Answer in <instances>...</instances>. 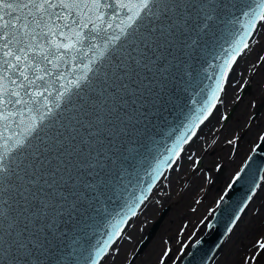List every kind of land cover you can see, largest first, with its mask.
Returning a JSON list of instances; mask_svg holds the SVG:
<instances>
[{
    "label": "snow or ice",
    "instance_id": "snow-or-ice-1",
    "mask_svg": "<svg viewBox=\"0 0 264 264\" xmlns=\"http://www.w3.org/2000/svg\"><path fill=\"white\" fill-rule=\"evenodd\" d=\"M81 4L99 23L71 19ZM113 4L123 13L115 25L102 11ZM237 11L247 24L234 45L257 21L264 27V0H0V122L27 113L23 135L0 132V264H100L108 241L101 248L92 236L105 205L153 151L165 113L199 86L198 65ZM215 96L203 105L215 107ZM203 105L186 132L208 119ZM195 135H177L168 151L178 156ZM161 163L172 166L158 160L154 172ZM146 199L125 203L109 240Z\"/></svg>",
    "mask_w": 264,
    "mask_h": 264
},
{
    "label": "rangeland",
    "instance_id": "rangeland-1",
    "mask_svg": "<svg viewBox=\"0 0 264 264\" xmlns=\"http://www.w3.org/2000/svg\"><path fill=\"white\" fill-rule=\"evenodd\" d=\"M257 31L232 70L220 111L165 173L100 264H128L166 206L155 237L130 264H179L189 245L205 232L229 182L264 135V27ZM247 84L249 91L241 95ZM256 107L259 113L253 118ZM217 165L222 169L214 177ZM260 185L211 264H264V180Z\"/></svg>",
    "mask_w": 264,
    "mask_h": 264
},
{
    "label": "water",
    "instance_id": "water-1",
    "mask_svg": "<svg viewBox=\"0 0 264 264\" xmlns=\"http://www.w3.org/2000/svg\"><path fill=\"white\" fill-rule=\"evenodd\" d=\"M108 2H112V0H108ZM252 2L253 0H249V3ZM90 7L91 5H89V7H85L83 4H81L79 7L72 8L71 19H83L86 23H88L89 20L99 23L97 19V10L92 8V10L89 11ZM52 11L59 14L61 17H64L68 10L57 7ZM102 11L106 13L104 20L108 23H112L113 25L119 23V18L123 15V13L115 6V4H113L112 8L103 9ZM78 13L81 15H78ZM113 14H115V19H113ZM229 19L234 23L229 25L228 30H223V25L219 27V29L216 31V42L210 48L209 53L205 55L201 63L198 65L199 86L195 89H190L187 93L183 94L182 99L178 102L179 106L170 109V114L165 113L166 119L158 124V128L155 133V145L153 146V151L148 156V158L142 162L137 172H134L130 177H128V179L125 181V186L117 189L116 196L113 198V200L105 205V210L102 213L103 219L99 222L95 233L92 236V244L98 245L101 248H104L105 241H108V247L105 253L101 256L100 263L129 223L122 226L123 230L121 234L118 236H113L111 240H109L108 234L110 232H114L115 230L110 228L109 224L115 223L116 220H118L120 216L124 214L126 211V202L134 200L136 197H140L141 193H143V195L148 199L165 173L174 166L183 152H180V154L177 156V149L173 148L171 152L168 151V149L172 147L175 137L182 133L190 135L193 130L197 134L199 128L203 124H201L199 128H189L187 132L185 131V127H182V125H187L192 114L196 113L197 109L203 105L204 100L208 99L213 91L216 92V96L215 99L209 100V104L214 103L215 107L218 105L227 83V79L233 70V65H235L239 56H241L247 49L244 48V44L249 45L260 23L257 21L255 28H247V34L243 35V40L240 41L238 45H234L233 40H239L240 35L244 33L247 19L239 11L231 15ZM53 20L55 21V18H53ZM55 23L67 24L69 23V20L62 18L59 21H55ZM91 27L92 24L89 23L88 29H84V31H88L91 29ZM108 31L109 34H111L113 30L109 29ZM56 39L63 38L57 36ZM100 43L102 44V42ZM237 49H242L238 55H236ZM86 50L87 49H85V51ZM72 63L73 61L69 60L67 64H61V70H71ZM76 63H79V61H76ZM222 65L224 68L221 67ZM225 69L228 70L225 72ZM223 75H226L227 78L222 80L221 77ZM218 81L222 86V90H217ZM249 88L250 85L247 84L242 90L241 95L249 91ZM193 100L196 101L195 104H193ZM203 106L207 109L205 114H208L209 118V115H211V112H213L215 107H209L208 105ZM7 107L10 111L13 110L11 106ZM234 109L235 104L224 117V122L229 118ZM258 113L259 109L256 110L253 118H255ZM26 116L27 113L25 112L24 117L13 116L8 121L0 122V132H3L5 138L16 133L23 135L24 128L27 124ZM22 119L24 120V124L19 123ZM13 120H15L16 123H12ZM5 123L8 124V127H3V124ZM187 144L183 145V150ZM165 159H167L172 166L167 167L165 164L161 163L158 171L154 172L153 169H155L157 166L156 162L158 160L163 161ZM237 173H239L240 177H243V179H239V177H237ZM237 173L229 182L225 193L217 203L211 218L207 222V224L211 222V224L214 226L211 228L206 226L205 232L189 245L188 250L181 258L179 264H211L213 258L217 254V251L220 249L221 244L225 241L228 234L230 233L228 229H233L238 220L235 224L232 221L237 216L240 218L244 212H241L240 208H244L245 210V208L252 201V199L248 200L247 197L249 195L253 196L255 194V192L258 190V188H256L253 192L255 184L260 185L262 181L261 177H263L264 174V140L260 139L256 143L244 160L243 164L240 166ZM154 176L155 179H153ZM238 180L239 182H237ZM128 181L131 182L129 183ZM147 199L145 201H147ZM142 206L137 209L138 213ZM168 209L169 207L167 206L163 208L160 215L152 223L147 234L139 243L137 250L130 258L128 264H130L147 247L161 225ZM133 218L134 217H132L130 221ZM212 228L213 230L211 231ZM197 241H199V243H197Z\"/></svg>",
    "mask_w": 264,
    "mask_h": 264
},
{
    "label": "bare ground",
    "instance_id": "bare-ground-1",
    "mask_svg": "<svg viewBox=\"0 0 264 264\" xmlns=\"http://www.w3.org/2000/svg\"><path fill=\"white\" fill-rule=\"evenodd\" d=\"M260 24H261V22L259 23V25H258V27H257V29H256V31H255V34H256V32H257V30H258ZM255 34L253 35V38H254ZM253 38H252L251 40H253ZM250 43H251V41H250ZM250 43H249V45H250ZM248 47H249V46H248ZM244 52H245V51H244ZM241 56H242V55H241ZM241 56H239V58H240ZM239 58L237 59V61L239 60ZM237 61H236V62H237ZM235 64H236V63H235ZM233 66H235V65H233ZM233 68H234V67H233ZM231 73H232V71H231ZM230 75H231V74H230ZM230 75H229V77H230ZM229 79H230V78L227 79V82L229 81ZM226 85H227V83H226ZM226 85H225V88H224L222 94H224V92H225V90H226ZM221 97H222V96H221ZM218 104H219V103H218ZM217 106H218V105H217ZM217 106L215 107V109L213 110V112H211V115H209V118L203 123V125H201V127L199 128L197 134L200 132V130L203 128V126L206 124V122L209 121V119H211V116H212V114L214 113V111L216 110ZM197 134H196V135L191 139V141L185 146V149L183 150L182 154L184 153V151L186 150V148L188 147V145L194 140V138L197 136ZM182 154H181V155H182ZM181 155H180V157H181ZM180 157H179V158H180ZM176 162H177V161H176ZM174 165H175V164H174ZM167 172H168V171H167ZM165 175H166V174H165ZM147 200H148V199H147ZM145 202H146V201H145ZM144 204H145V203H144ZM141 208H142V207H141ZM135 217H136V216H135ZM135 217H134V218H135ZM134 218H133V219H134ZM131 221H132V220H131ZM131 221H130V222H131ZM127 226H128V225H127ZM127 226H126V227H127ZM125 229H126V228H125ZM125 229H124V230H125ZM212 230H213V228L211 229V231H212ZM123 232H124V231H123ZM156 232H157V231H156ZM155 234H156V233H155ZM155 234H154V236L152 237V239L155 237ZM119 238H121V236L118 237V239H117V241H115V243L118 242ZM152 239H151V240H152ZM150 242H151V241H150ZM150 242H149V243H150ZM214 259H215V257L213 258V260H214ZM213 260H212V262H213ZM212 262H211V263H212ZM101 263H102V262H101Z\"/></svg>",
    "mask_w": 264,
    "mask_h": 264
},
{
    "label": "flooded vegetation",
    "instance_id": "flooded-vegetation-1",
    "mask_svg": "<svg viewBox=\"0 0 264 264\" xmlns=\"http://www.w3.org/2000/svg\"><path fill=\"white\" fill-rule=\"evenodd\" d=\"M258 33V31L256 32V34ZM230 80V79H229ZM227 84H229V81H228V83ZM225 93V92H224ZM224 95V94H223ZM221 106L222 105H218L217 106V108H216V110L214 111V113L212 114V116H211V119L213 118V117H215V115H216V113L218 112V111H220V109H221ZM257 108V107H256ZM259 108V107H258ZM257 108V109H258ZM211 119H209V120H211ZM250 121H252L251 119H250ZM208 122V121H207ZM207 122H206V124H207ZM205 124V125H206ZM205 125L203 126V128L205 127ZM202 128V129H203ZM201 129V130H202ZM198 135V134H197ZM194 139H196V138H194ZM200 161V160H199ZM198 163V162H197ZM197 166H198V164H197ZM221 169H222V167L220 166V165H217V167H216V170L214 171L215 173H213V175H214V177H218L219 176V173L221 172ZM215 179V178H214Z\"/></svg>",
    "mask_w": 264,
    "mask_h": 264
}]
</instances>
